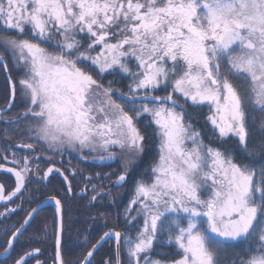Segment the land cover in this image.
<instances>
[{
	"label": "snow or ice",
	"instance_id": "1",
	"mask_svg": "<svg viewBox=\"0 0 264 264\" xmlns=\"http://www.w3.org/2000/svg\"><path fill=\"white\" fill-rule=\"evenodd\" d=\"M0 30L13 33L0 36V66L13 68L11 100L0 109L4 137L32 141L2 150L11 151L0 159L13 166L0 169L14 188L0 183V201L28 190L38 143L107 153L99 159L119 160L114 183L123 186L156 140L158 158L134 181L124 210L125 231L104 232L79 264H91L109 239L115 264L122 255L127 264H264V0H0ZM17 96L23 111L9 116ZM201 119L218 146L205 143ZM63 182L71 194L68 176ZM100 195L108 193L91 199ZM52 200L60 215L54 264H65L63 198ZM48 203L5 227L0 259L11 258ZM16 211L5 207L0 217ZM40 254L23 251L13 264H44Z\"/></svg>",
	"mask_w": 264,
	"mask_h": 264
},
{
	"label": "flooded vegetation",
	"instance_id": "2",
	"mask_svg": "<svg viewBox=\"0 0 264 264\" xmlns=\"http://www.w3.org/2000/svg\"><path fill=\"white\" fill-rule=\"evenodd\" d=\"M7 104L8 102L0 104V109H4ZM22 110L19 109L14 112L11 110L8 115L15 116ZM4 128L5 125L0 122V155H8L9 160H11V151L8 153L2 151L6 144L19 145L22 141L29 143L32 141H29L27 137L18 138L14 132H10L8 138L5 139ZM35 147L36 152L31 153V155L40 157V159L35 161V164L39 165V172L29 185L28 190L22 198H13L14 202L6 204V202L0 201V212H4L5 207L17 208V211L14 214H10L7 220L0 217V254L3 253V247L6 246L5 242L8 238L4 231L5 227L9 230H14L13 224L15 222L23 223L27 212L31 208L36 207L40 201L46 200L49 203L34 216L30 224L25 226L27 230L16 243V250L11 253V258L7 261L0 259V264H13L14 260L23 254V251H29L33 248L41 249V254L36 259L44 261V264H54L55 239L60 220V215L57 214L54 201L52 200L54 196L63 198L61 254L65 264H79L104 232L112 229L118 230L112 226V224L115 225L117 216V198L115 194L118 185L114 182L121 173H118L117 159L101 161L99 156L101 154L106 156L107 153L85 150L83 155H81L78 151L69 147H64L62 153L60 151L46 150L47 146L39 143ZM13 150L17 152V155L29 154L21 152L19 149ZM84 156H87V159H84ZM0 164H3L5 169L13 166L3 159H0ZM49 167L59 169V172L50 174L48 180L40 183V177ZM64 175L68 176V180L71 182V194L64 190L67 187V183L63 182ZM88 177H92L90 182L86 179ZM0 183H4L7 190L11 191L14 188V177L4 169H0ZM62 184L63 188L61 187ZM93 185L96 186V193L92 191ZM57 189H60V191L58 192ZM101 190L107 192L108 195H100L97 200L93 201L91 197L100 193ZM108 211L111 215L110 221L103 216V212L107 213ZM19 223H15V226L18 227ZM25 241L28 242L25 243ZM108 241L113 242L115 249V242L112 239L106 240L103 244ZM101 246L90 258L91 264H98L100 257L97 256V253ZM29 264H35V259L30 260Z\"/></svg>",
	"mask_w": 264,
	"mask_h": 264
},
{
	"label": "trees",
	"instance_id": "3",
	"mask_svg": "<svg viewBox=\"0 0 264 264\" xmlns=\"http://www.w3.org/2000/svg\"><path fill=\"white\" fill-rule=\"evenodd\" d=\"M3 34V35H2ZM5 35H13V33H7L3 32L0 30V36H5ZM9 72H13L12 64L9 62ZM13 79L16 80L18 77L17 74H13ZM105 79H111V77H105ZM126 83V82H125ZM114 87L121 88L122 90H126L124 88V85L122 84H117ZM160 95H163L165 93L161 92L158 93ZM10 98V90H9V85L7 82V77L5 76L4 69L2 66H0V104H6L9 101ZM19 109H23V106L20 103V98L17 96L16 101H15V106L12 108L13 112L17 111ZM207 114L205 110V115ZM204 121L201 119L197 122L196 127L198 130L201 131L202 135L204 136L205 143H212L213 146H218V144L215 142V138L211 137V133L209 131V127H204L203 126ZM158 142L156 140H152L149 142V146L146 149V152L143 154V156L140 159V162L138 166L136 167L135 173L131 177H129L128 182L125 183L123 186L117 187L116 190V223L115 225L112 224V226L116 227L118 230H120L122 233L125 231V224L124 220L125 217L123 215L125 208L128 206L129 201L132 198V189L134 186V181L138 180L141 178L142 175L145 174L146 169H148L152 163L158 158ZM117 154L119 156V152L117 151ZM117 165H118V173L122 171L120 162L117 159ZM103 216L105 218H108L110 221L111 215L110 212L108 211L103 212ZM111 224V223H110ZM114 244L112 241H108L107 243L103 244L101 248L99 249L97 256L100 257L98 259V264H102V261L108 260L110 258L113 259V264H115V259H114ZM121 259L124 261V264H127L126 259L124 256H121Z\"/></svg>",
	"mask_w": 264,
	"mask_h": 264
},
{
	"label": "water",
	"instance_id": "4",
	"mask_svg": "<svg viewBox=\"0 0 264 264\" xmlns=\"http://www.w3.org/2000/svg\"><path fill=\"white\" fill-rule=\"evenodd\" d=\"M5 73H6V76H7V74L9 73V70L7 69V72L5 71ZM10 100H11V90H10V98H9L8 104H9ZM8 104H7V105H8ZM6 107H7V106H6ZM6 107H5V108H6ZM109 231H110V230H109ZM116 231H118V230H116ZM106 232H107V231H106ZM102 235H103V234H102ZM102 235H101V236H102ZM99 239H100V238H99ZM99 239H98V240H99ZM103 243H104V242H102V244H103ZM95 244H96V243H95ZM102 244H101V245H102ZM101 245H100V246H101ZM100 246H99V247H100ZM99 247H98V248H99ZM90 250H91V249H90Z\"/></svg>",
	"mask_w": 264,
	"mask_h": 264
},
{
	"label": "rangeland",
	"instance_id": "5",
	"mask_svg": "<svg viewBox=\"0 0 264 264\" xmlns=\"http://www.w3.org/2000/svg\"><path fill=\"white\" fill-rule=\"evenodd\" d=\"M3 35V34H2ZM5 36H10V35H5ZM19 77H17L16 79H18ZM23 111V110H22ZM65 147H68V146H65ZM70 148V147H69ZM112 151H116L115 149H113ZM117 157H119L118 156V154H117ZM121 174V173H120Z\"/></svg>",
	"mask_w": 264,
	"mask_h": 264
}]
</instances>
